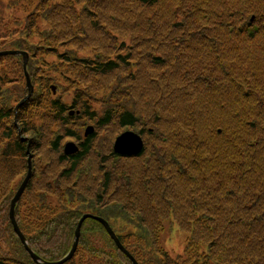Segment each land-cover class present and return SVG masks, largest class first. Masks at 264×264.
<instances>
[{"label": "trees", "instance_id": "obj_1", "mask_svg": "<svg viewBox=\"0 0 264 264\" xmlns=\"http://www.w3.org/2000/svg\"><path fill=\"white\" fill-rule=\"evenodd\" d=\"M31 7L0 34V52L29 53L34 85L16 114L23 57L0 54V264H40L10 219L30 156L15 217L46 261L70 251L92 214L139 264H264V0ZM60 79L63 95L51 87ZM88 124L94 132L78 134ZM128 129L144 141L136 155L114 150ZM77 138L78 151L66 154L64 141ZM166 220L188 234L175 258L160 241ZM63 264L134 262L89 217Z\"/></svg>", "mask_w": 264, "mask_h": 264}, {"label": "water", "instance_id": "obj_2", "mask_svg": "<svg viewBox=\"0 0 264 264\" xmlns=\"http://www.w3.org/2000/svg\"><path fill=\"white\" fill-rule=\"evenodd\" d=\"M0 54H13V55H20L23 56L24 58V69H25V73H26V88L28 90V94L25 95V97L20 101V103L17 105L16 108V112L18 110V108L28 100V98L32 95L33 90H34V86L32 84L31 81V77L29 72L27 71V62L29 59V54L26 51H22V50H10V51H3L0 52ZM54 92H56L55 87H53ZM94 130L93 127H89L86 130V134L92 133ZM144 147V141L143 138L140 134L128 130L124 133H122L121 135H119L114 143V150L115 152H117L118 154H122V155H136L138 153H140L142 151ZM76 151H78V146L76 143L74 142H68L65 146V152L67 154H73ZM32 175V161H31V156L29 158V171L28 174L26 176V178L24 179V181L22 182L21 186L19 187L17 193L15 194L14 198L12 199L11 202V209H10V219L14 225V229L15 231L18 233V235L20 236L23 244L25 245L26 249L29 251V253L31 254L32 258L40 264H63L65 262H67L68 260H70L77 248H78V244H79V239H80V235H81V227L82 224L84 222L85 219L91 217V218H95L97 220H99L107 229L108 233L110 234V236L115 240V242L117 243L118 247L124 252L126 253L129 258L134 262V264H139L138 261L134 258V256L123 246V244L120 242L118 236L116 235L115 231L113 230V228L110 226L109 222L106 221L104 218L99 217V216H95L92 214H85L80 222L78 223V226L76 228V232H75V237H74V241H73V245L70 249V251L60 260L58 261H46L44 259H42L38 254H36V252L29 246L28 240L26 238V236L22 233L20 227L18 226L16 217H15V211H16V206L18 204V202L20 201L21 195L24 192L26 185L30 179Z\"/></svg>", "mask_w": 264, "mask_h": 264}, {"label": "rangeland", "instance_id": "obj_3", "mask_svg": "<svg viewBox=\"0 0 264 264\" xmlns=\"http://www.w3.org/2000/svg\"><path fill=\"white\" fill-rule=\"evenodd\" d=\"M32 2H33V0H17V1H15V0H0V34L5 33L7 30H8L7 31V34H9L15 28V24H16L15 21H16L17 17L20 16V14L22 12L21 10L23 9V7L26 6V5H28V8L29 9H32L33 8V7H31ZM38 25L41 26L40 27V29H41L45 25V22L44 21L38 22ZM68 44H70V43H68ZM136 47H137V49H136L135 52L139 56H143V54H144V48H142L139 45H137ZM68 48H74V45L73 44H70V45H68ZM4 51H10V50L8 49V50H4ZM78 53L82 55V54L85 53V50H83L81 52L78 50ZM56 59H57V56L56 55H54V56H48V59L47 60L49 61V66L47 67V70H51L52 69V67L50 66V64H51V62L56 61ZM28 62H29V59H28ZM28 62H27V71L29 72ZM23 69H24V58H23ZM24 74H25V89H26V94H28V90L26 88L27 81H26L25 69H24ZM29 74H30V72H29ZM30 77H31V74H30ZM12 80H13V78H12ZM60 81L61 82H59V83L53 81L51 83V87L55 86L57 88L56 93L63 95L62 91L61 90H58V86L60 88H63L62 83H64L65 80H63V79L61 80L60 79ZM71 81L73 83H75L74 82V79H71ZM33 92H34V90H33ZM25 95H24V97H25ZM30 97L28 98V100L30 99ZM64 97H66V96H64ZM66 98H68V97H66ZM69 100H70V98H69ZM20 101L15 106V112H16L17 105L20 103ZM26 102H24L21 106H23ZM20 107L18 108V110L20 109ZM18 110H17L16 113H18ZM71 112H72L71 114H74L75 111L72 109ZM89 127H93L94 130H95V126L93 124H88V125H86V126L83 127L82 131H81V129L79 130V127H78V129L76 131L78 132V134H81V135L84 134L85 135L86 130ZM128 130H131V129H128ZM128 130H123L121 132V134L124 133V132H126V131H128ZM121 134H119V135H121ZM69 141H74L77 144H79V141L80 140L78 138L77 139H72V140L71 139H66L64 141V148L63 149H65V146H66V144ZM95 216H97V215H95ZM187 235L188 234L186 232H184L182 229H180V227L175 222H173L171 220L170 221L169 220H166L164 222V229L162 230L161 235H160V241H161V245H162L164 251L167 252V253H169V255H171L174 258L177 257L180 254L183 255L184 254V251H185V248H186Z\"/></svg>", "mask_w": 264, "mask_h": 264}]
</instances>
